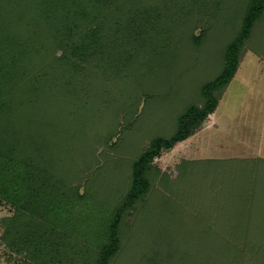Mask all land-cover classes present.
I'll return each mask as SVG.
<instances>
[{
  "label": "trees",
  "instance_id": "1",
  "mask_svg": "<svg viewBox=\"0 0 264 264\" xmlns=\"http://www.w3.org/2000/svg\"><path fill=\"white\" fill-rule=\"evenodd\" d=\"M151 8L140 0H0V122L11 121L5 133L12 135L25 132L26 124L39 118L37 142L45 144L41 153L32 146L23 153V143L8 142V135L0 141V202L15 210L4 222V238L7 246L25 257L21 264H110L121 249L124 212L149 190L147 175L153 159L192 136L215 111L237 70L239 52L264 11V0L249 1L238 35L226 46L220 72L201 86V107L189 106L171 136L150 141L132 165L124 201L104 214L101 222L98 216L92 218L89 194L65 176L54 175V163L68 169L84 159L91 145L89 130L96 123L90 124V112L113 106L111 83L130 75L139 54L158 36V19ZM145 71L152 73L153 68L146 66ZM143 73L136 75L132 89L138 96L135 105L141 100ZM27 111H31L28 116ZM101 114V120L106 118ZM229 163L224 179L206 184L216 197L209 199L205 192L203 196L214 206L227 205V227L215 232L206 226L205 217L184 216V247L190 241L185 264H205L202 259L207 264H235V247L240 261L249 260L247 254L252 252L257 262L249 264H264V240L260 241L264 238V160ZM205 211L206 218L215 214ZM254 229L259 242L248 248ZM169 233L175 236V231ZM224 233L243 242L245 249L219 240ZM90 244L96 246L94 254L88 250Z\"/></svg>",
  "mask_w": 264,
  "mask_h": 264
},
{
  "label": "rangeland",
  "instance_id": "2",
  "mask_svg": "<svg viewBox=\"0 0 264 264\" xmlns=\"http://www.w3.org/2000/svg\"><path fill=\"white\" fill-rule=\"evenodd\" d=\"M140 1L152 5L158 19L160 31L154 44L139 54L130 75L111 83L114 91L110 98L115 103L98 110L106 118L101 120L102 112L98 116V111L90 112V124L96 123L90 127L91 145L84 159L68 169L65 164L54 163V175L65 176L70 184L89 194L92 218L98 216L101 222L104 214H110L124 201L132 181V165L150 141L168 138L178 117L189 106L201 107V86L220 72L226 46L238 35L250 0ZM146 66L153 72L145 71ZM141 72V100L135 105L138 96L132 89ZM30 113L27 111L26 115ZM37 119L31 121L32 125L26 124L22 129L25 132L12 135L5 133L11 121L0 122V141L8 135V142L23 143V153L27 146L41 153L45 144L37 142L40 137L36 132L41 128L40 121L35 123ZM235 159L264 160V11L239 52L237 70L222 90L215 111L192 136L153 159L147 175L149 190L124 212L121 249L110 264H185L184 254L190 249V241L186 238L184 247V216L198 220L205 217L206 226L215 232L227 227V205L222 208L209 203L214 193L206 189V184L208 180L224 179L229 161ZM204 192L208 200H204ZM205 209L214 210L215 214L206 218ZM14 212L0 202V264H21L25 260L7 246L4 238V222ZM242 216L246 217L243 213ZM171 231H175V236ZM253 232L248 248L259 242L258 230ZM224 234L218 239L245 249L243 242ZM95 248V244H90V254L95 253ZM234 251L235 264L257 262L252 252L247 254L249 258L246 256L249 260L242 262L236 247ZM200 261L207 264L205 259Z\"/></svg>",
  "mask_w": 264,
  "mask_h": 264
}]
</instances>
